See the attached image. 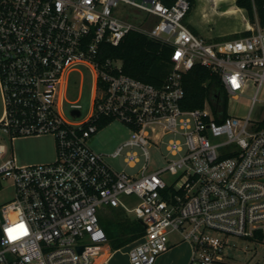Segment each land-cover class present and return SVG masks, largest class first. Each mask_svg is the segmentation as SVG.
<instances>
[{
	"label": "built area",
	"instance_id": "obj_1",
	"mask_svg": "<svg viewBox=\"0 0 264 264\" xmlns=\"http://www.w3.org/2000/svg\"><path fill=\"white\" fill-rule=\"evenodd\" d=\"M190 8L189 0H0V130L10 140L51 134L57 153L19 166L5 161L0 135V188L10 180L15 190L0 208V264H93L107 250L104 206L143 222L132 264H155L174 233L192 246L189 264H234L230 235L264 242V25L256 15L247 35L207 40L185 23ZM132 31L173 49L162 85L101 59L103 44L118 46ZM196 65L219 75L226 107L219 99L183 107L184 76ZM80 67L94 81L85 113L66 99ZM246 95L247 113H232ZM114 121L130 136L111 156H124L133 174L91 147ZM163 147L156 166L150 149Z\"/></svg>",
	"mask_w": 264,
	"mask_h": 264
},
{
	"label": "rangeland",
	"instance_id": "obj_2",
	"mask_svg": "<svg viewBox=\"0 0 264 264\" xmlns=\"http://www.w3.org/2000/svg\"><path fill=\"white\" fill-rule=\"evenodd\" d=\"M214 0H197V5L192 13L187 16L185 23L197 35L207 40L230 39L236 34H241L245 29V21L241 13H223L225 8H231V2L226 1L219 5L216 10L212 7ZM130 12L137 16L146 14L138 10L129 8ZM80 72L69 74L66 99L68 101L78 100L83 106V112H89L92 104V73L85 67H80ZM250 104L249 96L240 97L234 104L232 113H247L246 106ZM3 103L0 93V116L2 114ZM255 119L260 115L255 113ZM0 135L5 137L3 143L8 151L6 160L12 156L19 166L47 164L56 160V145L51 134L31 135L18 137L10 140L4 130H0ZM130 136L129 130L119 121L104 126L96 135L91 147L97 153L107 155L108 163L118 169L133 174L138 169L131 167L124 161V156L112 157L122 142ZM168 137L166 138V140ZM151 160L156 166L163 164L161 154L166 155V149L160 150L151 148ZM14 187L10 180H6L0 188V208L14 197ZM127 202L134 201V197H125ZM101 226L105 230L108 240L103 247L110 245V236L117 235L119 225L115 220L114 210L104 206L98 213ZM127 218L133 219V215L125 213ZM228 256L234 264H264V242L251 238H242L230 235L227 237ZM170 249L161 255L155 264H189L192 258V246L189 242L181 241L178 233L170 236ZM131 244L114 250H99L95 252L93 264H132L129 257ZM108 259V260H107ZM168 259V260H165ZM106 260V262H105Z\"/></svg>",
	"mask_w": 264,
	"mask_h": 264
},
{
	"label": "trees",
	"instance_id": "obj_3",
	"mask_svg": "<svg viewBox=\"0 0 264 264\" xmlns=\"http://www.w3.org/2000/svg\"><path fill=\"white\" fill-rule=\"evenodd\" d=\"M189 1L191 8L188 16L197 5V0ZM235 3L247 12L250 22H254L257 15L261 24L264 25V0H235ZM247 34V31L242 32L232 36V38ZM172 54L173 49L171 47L154 41L144 34L132 31L118 46L103 44L100 57L102 60L107 58L118 59L123 62V73L160 86L172 69ZM184 89L185 97L182 105L186 109L203 108L206 102L216 99L223 100L224 107L227 105L219 75L202 65L194 66L185 74ZM114 215L119 225V232L117 235L110 236L112 249H120L137 241L143 235L144 227L138 220L127 218L125 212L120 209H114Z\"/></svg>",
	"mask_w": 264,
	"mask_h": 264
},
{
	"label": "crops",
	"instance_id": "obj_4",
	"mask_svg": "<svg viewBox=\"0 0 264 264\" xmlns=\"http://www.w3.org/2000/svg\"><path fill=\"white\" fill-rule=\"evenodd\" d=\"M226 1L231 2L232 5H231V8H225L223 13H231V12L241 13V15H242V17H243V19L245 21V28H246L247 24L249 22V18H248L247 12L244 9L239 8L236 5L235 0H214L211 5H212L213 8L215 7L214 10H216L219 5H223V3H225ZM233 9H235V10H233ZM107 250H111V246L110 245L107 246ZM165 260H168V259H165Z\"/></svg>",
	"mask_w": 264,
	"mask_h": 264
},
{
	"label": "water",
	"instance_id": "obj_5",
	"mask_svg": "<svg viewBox=\"0 0 264 264\" xmlns=\"http://www.w3.org/2000/svg\"><path fill=\"white\" fill-rule=\"evenodd\" d=\"M76 113L79 114L78 112H76ZM138 222H139L140 224L143 225L142 220L139 219ZM83 249H84L83 246H80V247L78 248L79 252H81Z\"/></svg>",
	"mask_w": 264,
	"mask_h": 264
},
{
	"label": "snow or ice",
	"instance_id": "obj_6",
	"mask_svg": "<svg viewBox=\"0 0 264 264\" xmlns=\"http://www.w3.org/2000/svg\"><path fill=\"white\" fill-rule=\"evenodd\" d=\"M22 227V226H21Z\"/></svg>",
	"mask_w": 264,
	"mask_h": 264
}]
</instances>
